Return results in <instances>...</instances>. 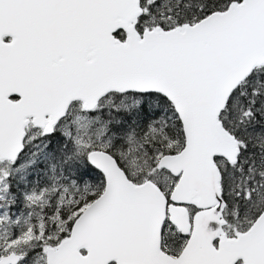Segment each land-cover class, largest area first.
Wrapping results in <instances>:
<instances>
[{
  "label": "snow or ice",
  "instance_id": "1",
  "mask_svg": "<svg viewBox=\"0 0 264 264\" xmlns=\"http://www.w3.org/2000/svg\"><path fill=\"white\" fill-rule=\"evenodd\" d=\"M0 264H264V0H0Z\"/></svg>",
  "mask_w": 264,
  "mask_h": 264
}]
</instances>
